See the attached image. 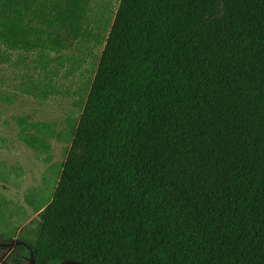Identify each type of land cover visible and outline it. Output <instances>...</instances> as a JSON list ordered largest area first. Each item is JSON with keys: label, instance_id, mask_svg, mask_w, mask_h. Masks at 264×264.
I'll use <instances>...</instances> for the list:
<instances>
[{"label": "trees", "instance_id": "obj_1", "mask_svg": "<svg viewBox=\"0 0 264 264\" xmlns=\"http://www.w3.org/2000/svg\"><path fill=\"white\" fill-rule=\"evenodd\" d=\"M40 220L37 264H264V0H121Z\"/></svg>", "mask_w": 264, "mask_h": 264}, {"label": "rangeland", "instance_id": "obj_2", "mask_svg": "<svg viewBox=\"0 0 264 264\" xmlns=\"http://www.w3.org/2000/svg\"><path fill=\"white\" fill-rule=\"evenodd\" d=\"M120 1L0 0V243L37 237Z\"/></svg>", "mask_w": 264, "mask_h": 264}, {"label": "water", "instance_id": "obj_3", "mask_svg": "<svg viewBox=\"0 0 264 264\" xmlns=\"http://www.w3.org/2000/svg\"><path fill=\"white\" fill-rule=\"evenodd\" d=\"M18 246H26L30 249L31 253H30V257L27 259V261L30 264H37L34 258V254L32 249L23 241H13L11 243H0V247H18ZM60 264H81L77 261H73V260H66Z\"/></svg>", "mask_w": 264, "mask_h": 264}]
</instances>
